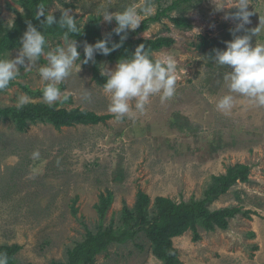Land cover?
Returning <instances> with one entry per match:
<instances>
[{
    "label": "rangeland",
    "instance_id": "374dc122",
    "mask_svg": "<svg viewBox=\"0 0 264 264\" xmlns=\"http://www.w3.org/2000/svg\"><path fill=\"white\" fill-rule=\"evenodd\" d=\"M170 1L152 0L151 15ZM233 2L224 0L226 9L217 12L211 0H201L186 13L189 27H176L162 17L136 34L170 37L171 44L153 51L152 56L173 57L178 76L174 97L164 104L158 96L152 97L143 115L120 122L111 116L104 122L60 129L36 123L24 131L0 119V243L21 245L16 254L21 263L64 261L66 249L82 239L84 225L96 228L94 204L107 189L113 200L104 224L117 221L123 203L133 205L137 190L148 193L151 201L157 195L175 201L203 198L213 175L240 162L249 167L247 182H235L207 206L209 210L240 208L228 219L227 228L197 226L198 240L187 230L172 242L182 264H264V108L237 97L229 115L218 111L216 103L227 93L224 75L229 69L208 57L214 55V49L226 50L225 42L233 39L230 29L237 22L223 19L226 12L236 11L231 8ZM56 5L71 9L81 25L91 16L99 17L101 34L114 38L116 22H104L103 11L122 12L130 6L139 11L143 0H54L49 10L57 11ZM9 7L20 9L17 0H0L4 25L14 18ZM248 10L254 12L251 24L245 26L251 29L264 18V0H251ZM140 15L142 21L145 16ZM171 15H177L176 11ZM251 42L264 43V31ZM83 43L77 41L81 61ZM56 46H63L62 37L49 40L48 50ZM20 47L7 52L4 59L15 58ZM116 63L105 59L101 71L105 67L114 70ZM45 64L42 57L31 71L21 67L17 79L0 92V106L16 105L17 98L26 94L22 85L42 89L38 68ZM58 87L68 95L61 106L110 114L102 85L91 78L90 62L81 64V71L73 72ZM86 93H90V101ZM29 97L43 101L42 95ZM36 151L39 157L33 158ZM136 241L143 248L133 241L112 244L95 256L94 263L162 264L150 253L142 234Z\"/></svg>",
    "mask_w": 264,
    "mask_h": 264
},
{
    "label": "trees",
    "instance_id": "16d2710c",
    "mask_svg": "<svg viewBox=\"0 0 264 264\" xmlns=\"http://www.w3.org/2000/svg\"><path fill=\"white\" fill-rule=\"evenodd\" d=\"M54 0H17L20 9L9 7L14 13V18L10 25H4L0 18V59H4L7 52L20 46V39L27 29L26 21H31L37 30L45 36V51H48L49 40L62 37L66 29L59 28L58 24L51 27H42L39 20L35 19L36 6L43 3L48 12H54L57 20L61 15L60 11H50L49 6ZM201 0H171L169 4L158 8L154 15L145 17L141 25L135 31H128L127 39L122 46L109 55L105 56L96 53L95 63L90 62L91 78L99 85L106 82V77L100 75L101 66L106 59L109 62L118 61L121 58H131L135 48L141 43L145 50L150 52L152 59L153 51L171 44L172 39L167 36L135 37L137 33L148 28L150 22H156L162 17H167L176 27H189L190 23L186 13L188 9L200 3ZM176 11L175 16L171 15ZM45 17H41V20ZM99 17L91 16L84 24L76 21L78 28H83L81 34L70 33V39L95 44L98 40L105 39L99 30ZM108 47L112 43H120V36L108 38ZM42 59V57L40 58ZM11 85V83H10ZM9 85V86H10ZM22 90L31 97H40L42 89H31L27 85H22ZM62 88V86L60 87ZM112 115L99 114L92 110L80 107H65L58 102L53 106H48L43 101H32L18 109L16 105L0 106V119L10 121L18 131H24L31 124L48 123L55 129L64 126H74L77 124H96L104 122ZM249 167L244 163H234L228 165L225 172L213 175L211 183L204 191L203 198L175 201L174 199L157 195L151 201L148 193L137 190L133 205L130 207L123 203L116 222L104 224V219L108 208L113 200L112 192L107 189L105 193H100L98 201L94 204V209L98 215V223L95 229H90L84 225L85 232L82 239L73 243L66 249V259L51 260L48 264H95V256L106 252L112 244H125L133 241L134 245L143 248L136 241L142 234L149 242L150 253L162 264H182L178 257L177 249L174 247L172 238L182 235L185 231L191 230L193 240L200 238L197 226L205 230L215 228L226 229L228 219L235 216L240 211L236 206H225L209 210L207 207L219 194L227 191L235 182H247ZM76 213V209H72ZM21 245L18 243H0V253L8 254V264H29L21 263L16 254Z\"/></svg>",
    "mask_w": 264,
    "mask_h": 264
},
{
    "label": "clouds",
    "instance_id": "9594fccd",
    "mask_svg": "<svg viewBox=\"0 0 264 264\" xmlns=\"http://www.w3.org/2000/svg\"><path fill=\"white\" fill-rule=\"evenodd\" d=\"M214 10L217 12L226 9L224 0H211ZM251 0H234L232 7L234 12H226L225 20L235 23L234 29H230L233 35L231 41H226V50L214 49V55L208 56L219 67L229 69L224 75V84L227 93L220 97L216 103L218 111L229 115L236 107V98L242 97L250 106L264 108V43L252 44V37H258L264 31V18H259V25L254 28H246L251 24L250 17L254 12L248 10ZM61 15L56 19L54 12H48L43 3L36 6L35 19L40 21L42 27H51L58 24L59 28L66 29L63 32V46H56L45 51L46 39L41 31L33 26L31 21H26L27 29L20 39L21 47L15 58L0 59V92L8 89L10 83L21 74L20 68L31 71L36 67L41 57L46 64L38 68V74L44 83L42 100L48 106L56 103H64L68 95L62 93L58 85L65 82L72 74L81 71V64L89 61L95 63V54L109 55L120 48L127 39L128 31H135L141 25V15L149 16L154 13L152 0H143V5L138 11L135 6L127 7L122 12L103 11L101 16L104 22H116L112 29L120 36V43H112L108 38L98 40L95 44L83 43L84 59L81 61L78 52V44L75 39H70L69 34H81L83 28H78L72 10L56 5ZM230 8V9H231ZM41 17L45 19L41 20ZM199 32V29H196ZM243 32V35L236 33ZM110 35V34H109ZM80 61L79 64L76 62ZM100 75L106 77L102 85V92L109 103L107 111L117 122L126 117L133 118L143 115L151 98L158 96L161 104L171 100L176 92L177 66L171 56L160 59H152L150 52L145 50L143 43L135 48L131 58H121L117 61L115 69L106 67L100 71ZM85 98L91 100L90 93ZM30 97L21 94L17 98L16 107L23 108L30 103ZM39 152L33 153V158H38ZM239 183V181H237ZM8 254L0 253V264H8Z\"/></svg>",
    "mask_w": 264,
    "mask_h": 264
}]
</instances>
